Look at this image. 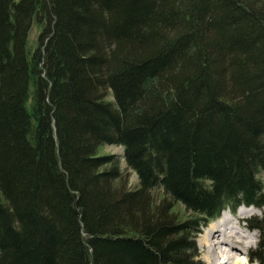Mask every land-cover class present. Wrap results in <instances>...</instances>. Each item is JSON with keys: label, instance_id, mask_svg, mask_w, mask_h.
Masks as SVG:
<instances>
[{"label": "trees", "instance_id": "trees-1", "mask_svg": "<svg viewBox=\"0 0 264 264\" xmlns=\"http://www.w3.org/2000/svg\"><path fill=\"white\" fill-rule=\"evenodd\" d=\"M242 206L264 264V0H0V264H200Z\"/></svg>", "mask_w": 264, "mask_h": 264}, {"label": "bare ground", "instance_id": "bare-ground-1", "mask_svg": "<svg viewBox=\"0 0 264 264\" xmlns=\"http://www.w3.org/2000/svg\"><path fill=\"white\" fill-rule=\"evenodd\" d=\"M250 209L253 208H246L238 217L232 218L228 217L226 210L225 213L223 211L217 219L219 221L203 234L199 242L204 248L206 264H260L252 261L243 251L250 246L251 236L245 233L248 230L243 227L241 217ZM228 213L230 215L229 211Z\"/></svg>", "mask_w": 264, "mask_h": 264}, {"label": "rangeland", "instance_id": "rangeland-1", "mask_svg": "<svg viewBox=\"0 0 264 264\" xmlns=\"http://www.w3.org/2000/svg\"><path fill=\"white\" fill-rule=\"evenodd\" d=\"M39 34H40V27L34 23L31 30H30V33H29V36H28V47L33 50L35 49V47L37 46V43H38V37H39ZM123 147L121 146H116V145H107L105 146L103 149H102V153L104 154H113V155H116L119 157L120 159V162H121V167L124 171V173L126 175H128V178H129V186L131 187H134L137 185L138 183V177L136 175V173H134L133 171H131L130 169H128L126 167V163L123 159ZM243 210H246V207H241L237 210V215L239 213H241ZM226 212H227V215L228 217L232 218L229 213H228V208H226ZM225 213V211L223 212ZM255 215H261L260 211L258 209H250V211H248L246 214H244L241 218H243V220H246L243 225H246L247 223V220L250 219L251 217L255 216ZM219 220L217 221H210L209 224L204 227L202 229V232L199 234L198 238H197V244H198V252H199V257H198V261L200 262V264H206L205 260H204V248L200 245V242L199 240L202 238L203 234L208 231L209 227L212 225V224H215L217 223ZM248 224V223H247ZM246 234H249L251 236L250 240H251V244L248 248L246 249H243L244 251V254L247 255L248 257H250L251 253L254 252L257 247H258V242H259V234L257 231H254V232H247L245 231Z\"/></svg>", "mask_w": 264, "mask_h": 264}]
</instances>
